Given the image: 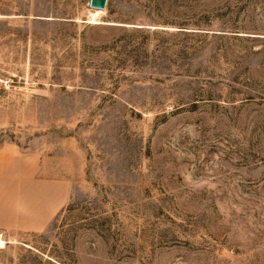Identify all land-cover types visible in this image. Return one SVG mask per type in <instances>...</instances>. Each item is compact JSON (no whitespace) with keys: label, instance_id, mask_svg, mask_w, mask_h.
Instances as JSON below:
<instances>
[{"label":"rangeland","instance_id":"374dc122","mask_svg":"<svg viewBox=\"0 0 264 264\" xmlns=\"http://www.w3.org/2000/svg\"><path fill=\"white\" fill-rule=\"evenodd\" d=\"M0 0V146L70 185L0 264H264V0Z\"/></svg>","mask_w":264,"mask_h":264},{"label":"crops","instance_id":"0c3cea01","mask_svg":"<svg viewBox=\"0 0 264 264\" xmlns=\"http://www.w3.org/2000/svg\"><path fill=\"white\" fill-rule=\"evenodd\" d=\"M69 194L65 180L39 173L30 160L0 146V232L44 231Z\"/></svg>","mask_w":264,"mask_h":264},{"label":"water","instance_id":"95a60500","mask_svg":"<svg viewBox=\"0 0 264 264\" xmlns=\"http://www.w3.org/2000/svg\"><path fill=\"white\" fill-rule=\"evenodd\" d=\"M107 0H90L89 7L96 10H104L106 7Z\"/></svg>","mask_w":264,"mask_h":264},{"label":"built area","instance_id":"2783aa9c","mask_svg":"<svg viewBox=\"0 0 264 264\" xmlns=\"http://www.w3.org/2000/svg\"><path fill=\"white\" fill-rule=\"evenodd\" d=\"M6 244V240L4 239L3 235L0 233V250L4 248Z\"/></svg>","mask_w":264,"mask_h":264},{"label":"bare ground","instance_id":"6f19581e","mask_svg":"<svg viewBox=\"0 0 264 264\" xmlns=\"http://www.w3.org/2000/svg\"><path fill=\"white\" fill-rule=\"evenodd\" d=\"M102 10H96L95 9V11L92 13V20H95V18L99 15V14H101L102 12H101Z\"/></svg>","mask_w":264,"mask_h":264}]
</instances>
